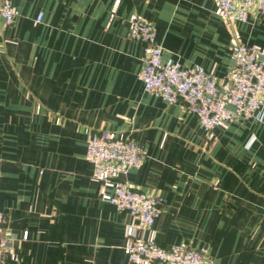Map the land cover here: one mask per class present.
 Here are the masks:
<instances>
[{"label": "crops", "instance_id": "obj_1", "mask_svg": "<svg viewBox=\"0 0 264 264\" xmlns=\"http://www.w3.org/2000/svg\"><path fill=\"white\" fill-rule=\"evenodd\" d=\"M12 2L15 22L0 18L7 264H136L123 248L131 216L101 199L85 157L88 135L105 130L146 147L119 178L165 199L141 237L205 247L214 264H264V115L208 138L183 103L144 89V45L128 35L141 13L164 57L224 76L234 42L264 44V13L229 25L216 0H119L113 16L114 0Z\"/></svg>", "mask_w": 264, "mask_h": 264}, {"label": "built area", "instance_id": "obj_2", "mask_svg": "<svg viewBox=\"0 0 264 264\" xmlns=\"http://www.w3.org/2000/svg\"><path fill=\"white\" fill-rule=\"evenodd\" d=\"M226 23L246 20L252 9L264 13V0H216ZM114 0L110 16L117 10ZM19 11L12 0H0V18L13 24ZM42 12L36 19L41 20ZM128 35L144 45V57L138 77L144 89L170 103H183L196 115L208 138L218 127L225 128L238 119H263L264 115V44L234 42L228 72L218 76L199 63L183 65L164 57L155 41L153 22L141 13L128 17ZM146 147L135 138L113 130L92 133L86 139L85 157L92 164L93 175L100 182V197L126 211L131 220L125 225L124 251L136 264H214L205 247L183 243L163 245L155 237L143 238L140 229L153 224L162 210L164 197L136 188L119 176L139 167ZM7 214L0 210V264H7L11 237L3 232ZM27 236L24 231L23 237ZM15 258V257H14Z\"/></svg>", "mask_w": 264, "mask_h": 264}]
</instances>
